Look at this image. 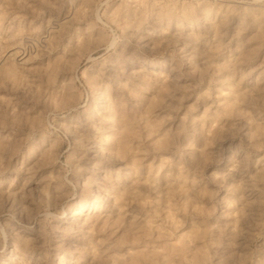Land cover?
Segmentation results:
<instances>
[{"label":"rangeland","instance_id":"obj_1","mask_svg":"<svg viewBox=\"0 0 264 264\" xmlns=\"http://www.w3.org/2000/svg\"><path fill=\"white\" fill-rule=\"evenodd\" d=\"M0 264H264V0H0Z\"/></svg>","mask_w":264,"mask_h":264}]
</instances>
